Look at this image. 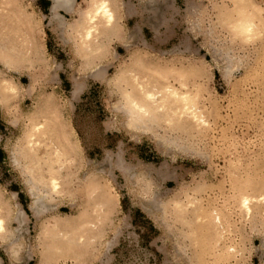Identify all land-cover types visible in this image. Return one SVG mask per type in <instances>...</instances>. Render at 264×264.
Segmentation results:
<instances>
[{"label":"rangeland","instance_id":"obj_1","mask_svg":"<svg viewBox=\"0 0 264 264\" xmlns=\"http://www.w3.org/2000/svg\"><path fill=\"white\" fill-rule=\"evenodd\" d=\"M115 1L119 32L89 57L78 52L74 30L51 24L50 0L23 1L44 59L16 71L0 63V80L16 87L0 99V192L13 216L26 214L19 257L0 240V264H264V200L250 214L240 207L244 195L264 198V0ZM75 2L78 11L91 0ZM240 13L259 26L256 34L232 30ZM61 14L67 22L77 16ZM132 74L148 88L166 82L192 97L204 126L162 117L149 132L130 130L119 101ZM46 98L73 133L82 168L37 219L12 153L29 123L43 119ZM146 180L149 192L141 190ZM104 189L114 195L106 216L98 204ZM218 214L220 224H210ZM84 225L96 226L87 234L95 242L86 251L66 246L63 235L85 236ZM51 243L57 252L46 251Z\"/></svg>","mask_w":264,"mask_h":264},{"label":"bare ground","instance_id":"obj_2","mask_svg":"<svg viewBox=\"0 0 264 264\" xmlns=\"http://www.w3.org/2000/svg\"><path fill=\"white\" fill-rule=\"evenodd\" d=\"M23 1L0 0V63L7 69L14 71L24 66L32 68L43 63L44 59L43 47L39 38V27L26 13ZM50 2L51 24H56L62 31L74 30L77 33V50L79 53H85L87 57L101 55L106 40L119 32L115 0H91L86 9L78 11L75 8V0H50ZM61 11L76 13L77 16L71 22H67ZM232 27V30L237 34H243L247 38L259 30V26L244 13L239 14ZM127 74L128 72L122 75L127 76ZM92 75L102 79L104 72L96 70ZM132 75L133 85L130 90L123 91L122 99L119 101V111L125 117L124 124L130 130L149 132L153 123L162 117L172 118L173 121L181 122L183 125H186L187 122L189 124L194 123L199 127L206 123L198 106L194 104L192 97L186 93L179 92L177 88L166 82L161 83L159 88H148L149 84L141 82L138 74ZM122 78L125 79V77ZM182 86L185 87L184 82ZM79 89L80 85L76 83L74 93ZM15 91L16 87L10 79L2 78L0 80V99H5L6 96L14 94ZM27 96L29 97V95ZM193 99L195 98L193 97ZM40 111L45 112L43 119L38 121V118L35 122L31 120L32 124L29 123L31 126L28 127L29 129L27 128L28 132L24 143L21 147L19 146L20 150L12 153L15 164L25 177L24 182L28 186L30 200H32L30 210L37 219L49 211L48 203L52 195L60 194L69 189L73 173L82 168L77 144L73 140V133L64 126V120L61 119L56 102L52 98H46ZM158 140L160 139L158 138ZM176 144L183 150L187 149L178 143ZM40 151L42 152L39 153ZM21 158L26 160L24 164H22ZM116 166L122 170L125 176L131 175V167L122 166L121 163ZM87 174L85 172L84 175L87 176ZM141 183V190L149 192L152 182L146 180L141 181ZM113 199L114 195L112 196L108 190H102L98 204L103 215L106 216L109 213ZM241 199L240 207L244 209L246 214L252 213L253 204L257 205L260 200H264L261 196L247 195ZM149 204H151L150 200ZM174 206L180 207V204L175 201ZM25 219L26 214L22 209L14 216L12 215L11 208L0 192V222H2L0 240L4 243V250L13 258L19 257V233L22 232V224ZM12 221L17 222L19 226L8 229L7 225ZM209 221L212 225L220 224V215H216ZM80 230L86 235H77L78 230L76 229L73 233H65L63 238L66 246H74L80 251H86L95 242L97 236L87 234L93 233L97 229L95 225L89 228L84 225ZM46 235L50 240L58 238L55 236L54 230H48ZM55 249V244L51 243L46 251L57 252Z\"/></svg>","mask_w":264,"mask_h":264},{"label":"snow or ice","instance_id":"obj_3","mask_svg":"<svg viewBox=\"0 0 264 264\" xmlns=\"http://www.w3.org/2000/svg\"><path fill=\"white\" fill-rule=\"evenodd\" d=\"M0 225H2V222H0Z\"/></svg>","mask_w":264,"mask_h":264}]
</instances>
